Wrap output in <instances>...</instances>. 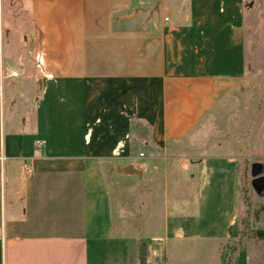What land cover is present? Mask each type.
I'll use <instances>...</instances> for the list:
<instances>
[{"label":"crops","instance_id":"obj_1","mask_svg":"<svg viewBox=\"0 0 264 264\" xmlns=\"http://www.w3.org/2000/svg\"><path fill=\"white\" fill-rule=\"evenodd\" d=\"M263 6L0 0V264H221L264 175Z\"/></svg>","mask_w":264,"mask_h":264},{"label":"rangeland","instance_id":"obj_2","mask_svg":"<svg viewBox=\"0 0 264 264\" xmlns=\"http://www.w3.org/2000/svg\"><path fill=\"white\" fill-rule=\"evenodd\" d=\"M263 8H264V6H263ZM259 19H260V21H262V27L264 29V17L260 16ZM245 184H246L247 193H246V198L244 201V208L242 211V216L240 218L239 226L237 228V238H234V240L238 241L241 246L243 244L242 243L243 240H245L246 238L258 237V236H256L257 230H259V229L264 230V228L261 227V224H259L260 216H262L264 214V204H262V202H261V201H264V196L258 195L253 191L251 181L248 178V176L246 177ZM119 187L120 186H113V185L110 186V188L112 189V192H113L114 209H115V206L117 203V195H118ZM136 188H139V185H136V183H135V184H132L129 187V189L128 188H126V189L127 190H134ZM232 255H233V251H230V260L228 261L227 264H232ZM205 263L211 264V260L206 261Z\"/></svg>","mask_w":264,"mask_h":264},{"label":"trees","instance_id":"obj_3","mask_svg":"<svg viewBox=\"0 0 264 264\" xmlns=\"http://www.w3.org/2000/svg\"><path fill=\"white\" fill-rule=\"evenodd\" d=\"M247 190L244 188V201L246 198ZM256 236L264 237V230L259 229L256 231ZM235 235L232 231V238L228 241V243L224 244L222 250V261L221 264H227L230 260V251L236 252L239 247H241L238 241L234 240ZM239 238V237H238ZM230 249V250H229ZM139 262L140 264H146V257H145V245L143 243L139 246Z\"/></svg>","mask_w":264,"mask_h":264},{"label":"water","instance_id":"obj_4","mask_svg":"<svg viewBox=\"0 0 264 264\" xmlns=\"http://www.w3.org/2000/svg\"><path fill=\"white\" fill-rule=\"evenodd\" d=\"M260 164L254 163L251 167V185L253 188L259 193L262 189H264V175L263 171L258 170Z\"/></svg>","mask_w":264,"mask_h":264},{"label":"built area","instance_id":"obj_5","mask_svg":"<svg viewBox=\"0 0 264 264\" xmlns=\"http://www.w3.org/2000/svg\"><path fill=\"white\" fill-rule=\"evenodd\" d=\"M14 74H16V72H14ZM44 141H38V144L41 145ZM141 155H143V153H141ZM3 161H4V152L3 150L0 151V165H3ZM0 236L3 238L4 237V233L1 230V234Z\"/></svg>","mask_w":264,"mask_h":264}]
</instances>
